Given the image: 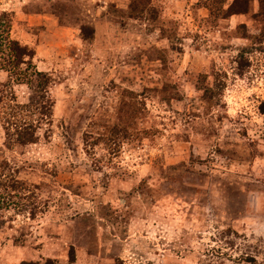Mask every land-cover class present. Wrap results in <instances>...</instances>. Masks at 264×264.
I'll list each match as a JSON object with an SVG mask.
<instances>
[{
  "label": "rangeland",
  "instance_id": "obj_1",
  "mask_svg": "<svg viewBox=\"0 0 264 264\" xmlns=\"http://www.w3.org/2000/svg\"><path fill=\"white\" fill-rule=\"evenodd\" d=\"M209 1L0 0L55 100L37 143L0 121L32 197L0 209V264H264L261 7Z\"/></svg>",
  "mask_w": 264,
  "mask_h": 264
},
{
  "label": "trees",
  "instance_id": "obj_2",
  "mask_svg": "<svg viewBox=\"0 0 264 264\" xmlns=\"http://www.w3.org/2000/svg\"><path fill=\"white\" fill-rule=\"evenodd\" d=\"M229 0H210L208 7L212 15L224 11L225 18L234 15L249 14L256 0H233L225 8ZM260 3L257 19L264 28V0ZM215 10H217L215 12ZM13 16L4 12L0 14V70L9 74L7 82H0V121L6 131L8 145H29L39 140L38 131L43 124L50 123L53 116L55 100L50 95L51 77L39 71L34 62L36 51L27 44L12 37ZM37 81V98L30 103H20L14 91L15 84L34 83ZM264 113V103L261 105ZM9 165H0V209H14L19 212L27 211L29 195L25 183L14 174L9 173ZM28 203V204H27ZM31 214L32 211H31ZM72 261L76 260L72 254ZM27 264H59L56 259L48 258L44 261H31Z\"/></svg>",
  "mask_w": 264,
  "mask_h": 264
}]
</instances>
